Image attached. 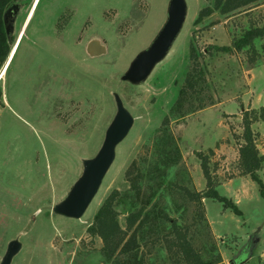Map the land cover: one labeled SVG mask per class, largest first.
I'll use <instances>...</instances> for the list:
<instances>
[{
  "label": "rangeland",
  "instance_id": "374dc122",
  "mask_svg": "<svg viewBox=\"0 0 264 264\" xmlns=\"http://www.w3.org/2000/svg\"><path fill=\"white\" fill-rule=\"evenodd\" d=\"M213 2L186 0L181 32L166 57L138 85L121 76L165 23L169 0L36 3L16 57L5 76V66L0 70V262L8 243L17 239L21 249L11 264H111L104 242L88 228L114 190L120 194L115 209L122 227L128 213L149 198L153 191L146 187L140 197L133 196L127 170L135 178L138 168L145 170L167 117L168 132L182 157L167 172L164 190L147 209L154 203L169 209L173 199L183 204L182 214L171 216L192 225L193 242L205 260H214L218 252L220 264H230L249 246L250 256L243 264H264V196L256 182L242 174L239 153L248 113L264 156V37L254 41V50H218L245 30L264 26V0L229 14L214 9L197 21ZM94 39L106 47L105 53L88 54V43ZM192 46L206 82L179 112L173 106L191 65ZM115 93L134 116V124L116 146L115 158L84 215L74 219L56 214L53 208L81 176L83 160L94 157L102 146L117 111ZM202 103L205 107L199 108ZM199 154L209 159L218 193L232 199L242 215L206 197V222L197 219V205L175 184L206 191ZM259 174L264 181V162ZM143 250L146 264H175L162 240Z\"/></svg>",
  "mask_w": 264,
  "mask_h": 264
},
{
  "label": "trees",
  "instance_id": "16d2710c",
  "mask_svg": "<svg viewBox=\"0 0 264 264\" xmlns=\"http://www.w3.org/2000/svg\"><path fill=\"white\" fill-rule=\"evenodd\" d=\"M13 0H0V60L2 56V36H4L3 26V12L10 5ZM261 0H214V7L201 10L198 20L200 21L203 15H209L215 10H219L223 14H229L247 7L251 4L257 3ZM264 37L263 27H251L244 31V33L235 38L233 43L229 46L218 48L223 52L232 53L234 51H242L246 47L254 50V41L257 38ZM199 55L195 52L193 46L190 54V68L186 72L185 78L179 87L178 98L174 103L173 110L179 112L196 95L200 93V89L204 87L205 69L197 60ZM255 58L252 60L254 61ZM202 85V87H200ZM205 107V104H200L199 108ZM261 119L264 121V107L261 110ZM257 119L256 117L254 118ZM249 114L246 113L244 117V144L239 149L240 160L242 165V174L249 175L253 181L256 182L260 193L264 196V181L260 176L259 171L263 167L264 156L260 154L257 147L256 138L251 129V122ZM169 123L166 117L163 121V127L158 129V136L154 147V155L151 156V161L145 167V170L139 169L136 172V178L131 176V169L127 170V177L131 181V189L134 191V197L142 195L143 188L151 189L153 192L147 200L142 199L141 206L128 213L126 218V225L122 227L118 220V212L115 209L116 202L119 200L120 194L114 190L100 206L94 216L92 225L88 228L92 235H98L104 242V251L109 259H112L111 264H146L144 247L148 243H157L162 240L169 252V257L175 264H220L222 256L220 253L214 254L216 246L213 245L210 250L216 256L214 260L203 258L202 251L196 248L193 242V235H191L192 225H185L179 222L178 218L171 216V213L182 214L186 207L177 205L172 200V207L164 208L159 203L147 209L156 193L164 190L167 172L177 165L181 160V151L176 143L174 136L168 132L167 125ZM165 127V128H164ZM213 149L210 153H213ZM201 160V167L205 178L207 179V189L204 192L190 190L185 186L175 184L177 189L182 190L184 196L188 201L194 202L197 206V219H202L206 222V216L203 208V199L210 197L220 200L226 207H230L238 215H242V211L237 204L230 198L222 196L215 188V182L209 169V159L206 155L199 154ZM135 167V166H134ZM132 196V197H133ZM248 250L242 249L241 253H250ZM240 253V254H241ZM239 254V256H240ZM238 256V257H239ZM236 257L235 260L238 258ZM234 260V262H236Z\"/></svg>",
  "mask_w": 264,
  "mask_h": 264
},
{
  "label": "water",
  "instance_id": "95a60500",
  "mask_svg": "<svg viewBox=\"0 0 264 264\" xmlns=\"http://www.w3.org/2000/svg\"><path fill=\"white\" fill-rule=\"evenodd\" d=\"M18 4L10 6L5 14L4 20L8 36L14 28V20L18 11ZM186 0H169L167 7V18L150 45L139 52L131 62L129 68L121 76V80L134 85L142 84L149 77L155 66L161 62L181 32L187 16ZM106 47L97 39L91 40L87 46V52L91 56L105 53ZM117 111L109 124L105 138L97 154L89 159L83 160V172L74 183L68 195L59 203L55 204L53 210L56 214L80 219L92 199L98 192L105 174L112 164L116 155V146L122 142L134 124V116L124 106L118 93L114 94ZM21 249L17 239L11 240L0 264H11L13 257ZM248 250V248H247ZM244 250L230 264H243L250 256Z\"/></svg>",
  "mask_w": 264,
  "mask_h": 264
},
{
  "label": "flooded vegetation",
  "instance_id": "af4514ba",
  "mask_svg": "<svg viewBox=\"0 0 264 264\" xmlns=\"http://www.w3.org/2000/svg\"><path fill=\"white\" fill-rule=\"evenodd\" d=\"M40 2H41V0H13L10 3V5L3 12L2 20H3V26H4V34H3L4 36H2V45H1V48L3 51V53H2L3 60H0V70L3 66H5L4 70H3L4 76L6 75V73L9 69V67L11 66L14 58L16 57L17 52L19 50V47H20L23 39L26 37V33H27L28 28H29V24L32 21L31 18L34 16L35 10L37 8L36 3L39 5ZM13 4H18L19 7H18V11H17L16 17H15V20H14L13 31L11 33V36H8L7 30H6V25H5V20H4V14H5L6 10L10 6H12ZM26 7H27V10L24 13L23 11L26 9ZM32 8H33V11H32ZM31 12H32V14L30 15ZM19 22H21V23H20V26L18 28ZM21 24H22V26H21ZM39 45H43V44H39ZM42 49L43 50L45 49L44 45H43ZM1 95H2V92L0 90V96Z\"/></svg>",
  "mask_w": 264,
  "mask_h": 264
},
{
  "label": "crops",
  "instance_id": "0c3cea01",
  "mask_svg": "<svg viewBox=\"0 0 264 264\" xmlns=\"http://www.w3.org/2000/svg\"><path fill=\"white\" fill-rule=\"evenodd\" d=\"M32 11H33V9H32Z\"/></svg>",
  "mask_w": 264,
  "mask_h": 264
}]
</instances>
